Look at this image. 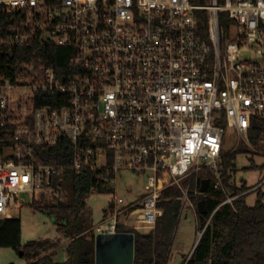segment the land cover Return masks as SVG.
Masks as SVG:
<instances>
[{"label":"built area","instance_id":"1","mask_svg":"<svg viewBox=\"0 0 264 264\" xmlns=\"http://www.w3.org/2000/svg\"><path fill=\"white\" fill-rule=\"evenodd\" d=\"M0 32L8 52L67 48L59 66L39 56L0 72V140L12 142L0 151V218L20 212L22 194L56 191L68 170L91 173L90 192L115 190L128 171L145 194L114 198L91 231L151 230L165 189L188 201L183 181L205 168L218 188L226 130L250 146L253 120L264 121V0H0ZM61 146L63 161L41 160Z\"/></svg>","mask_w":264,"mask_h":264},{"label":"trees","instance_id":"2","mask_svg":"<svg viewBox=\"0 0 264 264\" xmlns=\"http://www.w3.org/2000/svg\"><path fill=\"white\" fill-rule=\"evenodd\" d=\"M209 0H190L195 5H205ZM219 2L222 0H218ZM202 24L207 21V11L198 10ZM3 32H0L2 38ZM62 47H38L13 49V58L8 51L0 47V72L12 74L20 70L22 64L30 63L37 57L51 58L55 66L64 62L65 51ZM64 52V54H63ZM264 128V121L254 119L249 133V141L264 151V144H259V136ZM3 133L0 128V136ZM10 140H0V151L10 145ZM43 162H61L68 157L66 147L42 149ZM196 180L197 197L192 201L197 209L201 199L205 200L206 210L197 215V231L201 232L197 244L182 264H264V190H256V200L248 205L244 198L247 193L230 203H222L228 196L246 191L244 185L236 186L233 181L231 159L223 154L220 164V183L218 188L210 170ZM92 174L66 171L55 182L56 191L61 197L56 202L46 201L40 192H36L31 205L43 209L57 225L59 236L69 240L64 248L66 259L57 261L54 250L60 245L58 240L40 239L21 244V222L18 218H0V249L11 248L21 252L27 264H94L95 238L91 232L90 213L86 205V196L90 192ZM208 180V190H200L201 180ZM108 187L96 189V193H109ZM182 193L177 188H167L162 192L158 206L163 214L156 220L153 229L143 232L132 230L134 234L133 264H166L170 245L177 225L181 207ZM210 218L208 224L207 220ZM120 231H125L119 226Z\"/></svg>","mask_w":264,"mask_h":264},{"label":"rangeland","instance_id":"3","mask_svg":"<svg viewBox=\"0 0 264 264\" xmlns=\"http://www.w3.org/2000/svg\"><path fill=\"white\" fill-rule=\"evenodd\" d=\"M223 23H227V14H222ZM240 145V149L237 148ZM259 151L261 154L256 153ZM223 154L231 159L233 165V181L236 186L244 185L246 196L244 198L248 205H253L256 200V190L261 187L264 190V151L258 149L250 142V146L244 139L238 138L235 131L226 130L224 133ZM205 173L210 169L205 168ZM201 174L196 173L191 178L183 181L182 187L189 185L188 201L181 202L177 225L174 231L170 245V253L166 264H182L183 258L188 257L198 241L201 232L197 231V209L192 201L197 197L196 180ZM145 178L128 171H120L115 190L109 193L89 192L86 196V205L90 213L89 221L91 229L98 225L105 215L111 212L110 204L114 198H122L125 204L139 199L145 194ZM57 190V189H56ZM44 199L49 202H56L60 197L59 191H42ZM26 205L19 213L13 214L21 222V244L25 245L29 241L50 239L58 240L60 245L54 250L55 259L62 261L66 254L64 248L69 240L59 236L57 225L52 217L46 214V211L31 205L30 195L21 196ZM183 198V195H182ZM181 198V199H182ZM192 205H191V203ZM123 221L124 217L121 216ZM130 224H134L132 221ZM143 232L148 229H141ZM94 235V232L91 231ZM125 232H129L125 230ZM23 258L19 252L11 248L0 249V264H24Z\"/></svg>","mask_w":264,"mask_h":264},{"label":"water","instance_id":"4","mask_svg":"<svg viewBox=\"0 0 264 264\" xmlns=\"http://www.w3.org/2000/svg\"><path fill=\"white\" fill-rule=\"evenodd\" d=\"M13 58V52H8ZM32 71V70H31ZM200 190H208V180H201ZM206 210L205 200L201 199L197 204V211L203 213ZM48 215V213L46 212ZM201 235V234H200ZM197 244V241L195 245ZM194 245V247H195ZM21 255L22 253L19 252ZM134 260V234L122 232L114 236L98 235L95 237L94 264H133Z\"/></svg>","mask_w":264,"mask_h":264},{"label":"crops","instance_id":"5","mask_svg":"<svg viewBox=\"0 0 264 264\" xmlns=\"http://www.w3.org/2000/svg\"><path fill=\"white\" fill-rule=\"evenodd\" d=\"M237 148L240 149L239 145L237 146ZM66 259V257H64L63 259H61L62 261H64ZM24 264H27V261L25 260Z\"/></svg>","mask_w":264,"mask_h":264}]
</instances>
